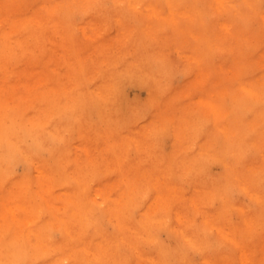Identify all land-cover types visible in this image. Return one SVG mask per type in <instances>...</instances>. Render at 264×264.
<instances>
[{
    "label": "bare ground",
    "instance_id": "6f19581e",
    "mask_svg": "<svg viewBox=\"0 0 264 264\" xmlns=\"http://www.w3.org/2000/svg\"><path fill=\"white\" fill-rule=\"evenodd\" d=\"M112 1L104 9L103 0H30L27 13H0V21L18 26L13 34L0 27V264H197L190 254L198 250V264H227L235 258L227 246L240 250L243 264H256L250 240L254 229L264 226V83L256 86L237 76L234 86L243 94L228 90L230 111L223 97L219 102L208 90L201 93L213 119L206 142L183 127L182 109L172 104L183 90L174 97L164 83L183 57L193 59L197 77L208 64L189 51L192 31L206 54L226 52L217 31L229 30L235 20L227 38L245 35L244 24L238 23L249 17L254 0ZM76 8L90 13L93 29L84 34L85 42L70 36L58 44L56 33ZM100 13L110 15L120 29L114 43L101 32ZM40 49V59L34 60ZM12 55L21 67H10ZM10 68L17 79L5 76ZM82 74L90 88L79 85ZM116 81L148 90L146 102L130 105L128 119L115 106ZM159 93L167 105L158 104ZM26 96L36 105L34 113L17 107ZM93 106L97 121L90 113ZM148 111L152 123L170 118V126L163 127L173 135L169 154L157 145L146 147L155 140L154 132L139 127ZM247 111L252 117L245 120ZM52 142L57 145L51 147ZM248 144L257 147L258 157L244 162ZM43 150H50L49 157H40ZM18 156L38 171L37 181L10 177ZM205 156L223 166L213 180L202 174ZM184 177L189 189L182 185ZM235 188L238 200L230 191ZM245 197L251 203L243 202ZM231 210L238 212L239 222L232 220ZM106 222L113 224L112 232ZM239 227L245 229L244 240ZM53 228L61 232L58 240ZM163 232L168 243L160 239Z\"/></svg>",
    "mask_w": 264,
    "mask_h": 264
},
{
    "label": "rangeland",
    "instance_id": "374dc122",
    "mask_svg": "<svg viewBox=\"0 0 264 264\" xmlns=\"http://www.w3.org/2000/svg\"><path fill=\"white\" fill-rule=\"evenodd\" d=\"M35 0H32V2ZM81 2V1H79ZM246 2V0H245ZM28 3H31L30 0H3L2 7H0V13L8 12V13H14L21 11L20 13H27V11H31V7H28ZM83 5V4H79ZM113 5L112 0H103L102 8H111ZM166 5H163V10ZM168 10V8H167ZM165 10L162 11V14L165 16H168L169 12ZM90 13L88 14L87 11L81 10V8L71 9L68 16H67V22H69L65 25H61L60 32H57V43L58 44H64L65 38L70 37L78 38L79 42L82 40L85 42L87 40V37H84V34L87 32H90L93 27V23L90 26L89 18ZM110 15H107V13H100V15H97L99 27L101 29L102 33H105L108 38L114 43L115 38L114 35H117L120 33V29L118 31L117 26L114 24V20L112 18H109ZM130 25L135 27V25H138V23L135 21L134 18H132L129 21ZM135 23V25H134ZM244 24V28H246L245 32L246 34L243 35L238 33L237 35L227 38L229 33L235 30L237 25V20H235L232 24V26L229 28V30L223 29L217 31V36L221 37V40L226 42L225 46V53L217 52L216 50L210 51V54L205 53V44L200 41V38L198 37L195 32L192 31V36L187 37L189 38L191 47L189 48V51H197V54L200 58H205V61H208V64L205 66V69L203 72L199 73V76L197 77L196 71L194 70L196 67L195 62L193 59L191 60L190 57H183L182 58V64L178 66L175 70L172 72H169L167 75L164 76V83L165 88L168 93L176 92L178 93L180 90H183L179 95L180 98H176V102H172V104L178 105L182 110L181 112L185 116L186 124L185 129L189 131L190 134L195 135L198 138H201L204 142H206L207 137H210L211 128L213 131V119L212 115L210 113V110L208 106L201 102L200 97L201 93L203 91L208 90L209 96L212 98L219 99L223 97L222 102H225L227 105L226 111H230L229 108V101L230 98H226V93L231 88H236L235 85V78L239 76V78L247 79L249 82L254 83L256 86H260L264 83V35L260 36L261 31H264V0H254L253 2V9L250 12V15L247 19L243 20L242 23ZM0 27L7 29L8 31H11L13 34L15 30L18 28L16 24L13 22H7V21H0ZM138 27V26H137ZM210 35V32H209ZM211 36V35H210ZM199 39V40H198ZM89 45V43L87 44ZM187 48L183 50L182 53L187 52ZM228 49H231L228 51ZM205 50V51H204ZM239 53L236 57L232 55V51H236ZM44 51L43 49L39 50V54L32 56L34 60L40 59L41 52ZM207 52V51H206ZM22 57V54H20ZM10 67H21L22 63H19L18 59L15 56H11L10 58ZM227 65L224 69H221L222 66ZM230 65V66H228ZM232 65V66H231ZM238 66V67H237ZM10 68L11 71H8L5 73V76L10 75V80L17 79L18 77H12L13 71ZM215 69V70H214ZM31 75L34 73L33 68L31 70H28ZM4 74V69H0V76ZM29 74V75H30ZM217 74V75H216ZM116 89H115V106L117 108V111L122 117H126L128 119V113L130 105L132 104H142L146 102L148 98V90L145 86L132 82V81H125V82H115ZM79 85H86L88 88L91 87V84L89 83V79L87 76L83 75L79 78ZM128 87V88H127ZM263 88V87H262ZM127 89V90H126ZM189 90L190 92H187L186 90ZM238 94H243V90L240 91V89L236 88ZM186 93L189 96H186ZM175 93H173L172 96L175 97ZM163 94L159 93L156 96V99L159 100L158 104L164 106L166 104L165 98L163 99ZM166 96V94H165ZM188 101V103H183L185 101ZM124 103V104H123ZM12 104V103H10ZM171 104V103H170ZM167 105V104H166ZM36 105H33L32 97L26 96L23 99L19 100L18 108L21 113H26L25 110L31 111L34 113V108ZM23 108V109H22ZM90 113L94 121L98 120V114L97 109L95 106L90 108ZM150 111H148L147 117L143 120V122L139 125L141 129L145 132L155 133V140H150L146 147H152L157 145V147H160L163 154H169L173 149V135H171V132H166L164 128L169 127V120L163 119L162 121H159L156 119V123H152L155 118L153 116L149 115ZM245 120H248L252 117V112L247 111L245 113ZM211 115V116H210ZM164 127V128H163ZM251 136L252 134L248 132ZM220 136V135H219ZM213 137V136H212ZM252 137V136H251ZM69 142H73V136L69 135ZM218 141V140H217ZM216 142V139H215ZM223 142V139L220 137V143ZM82 140L79 141L78 146H81ZM158 143V144H157ZM216 144H219L216 142ZM57 145L55 142L51 143V147ZM161 145V146H160ZM221 145V144H219ZM252 145V144H248ZM244 151L246 153V156L244 157V162H249L254 160L258 157L257 153V147L254 145L249 146ZM82 147V146H81ZM252 147V148H251ZM71 150L73 148L71 147ZM250 150V151H249ZM254 152V153H253ZM50 150H43L40 152V157L46 158L49 157ZM212 160H211V159ZM23 162V163H22ZM220 162L213 156H205L203 159V167H202V174L207 179H215L217 176H219L223 170V166L219 164ZM199 165V164H197ZM11 173L10 177H23L28 176L34 181H37L38 179V171L31 167V165L18 156L11 165ZM264 179L263 176L260 175V179ZM184 178H181V180H184ZM180 180V181H181ZM264 184V180H262ZM182 185L189 189L190 184L187 179H185L182 182ZM231 194L235 197L233 199L238 200L240 198L239 191L235 188L230 190ZM237 192V193H236ZM235 193V194H234ZM213 197H211L208 201L209 204H211L214 208L217 207V204H213ZM216 199V197H214ZM251 200H248V197H245L243 199V202L245 203H251L248 202ZM36 202L38 204L41 203L40 199H37ZM97 202H100L99 199H97ZM94 202L96 205H99V203ZM145 206L144 202H142V206L135 208L136 211L133 210L134 216H137L139 213V210ZM255 206V205H254ZM231 217L233 221H238L240 215L237 211L231 210ZM239 222V221H238ZM107 223V222H106ZM106 229L108 231L113 230V224L107 223L105 225ZM245 228V226L243 225ZM54 229V230H53ZM51 231L53 234L54 239H59L61 236V232L57 230V228H53ZM246 229V228H245ZM242 227L238 228V235L240 240L245 239L246 233L243 232ZM255 232L251 236V240L254 246L251 249L253 252L254 262L256 264H264V251L260 249V242H261V234H264V226L260 224L255 229ZM55 234L57 232L56 235ZM2 234L4 232L0 230ZM244 234V235H243ZM250 235V234H249ZM160 239H163L167 241L168 243V237L166 233H160ZM229 253L235 255V258H233L231 261H229L227 264H243L241 260L238 258V254L240 250H237V248L228 247ZM257 249V250H256ZM199 251V252H198ZM192 252L190 254V257L193 258L194 263L201 262V253L200 250ZM143 262V261H141Z\"/></svg>",
    "mask_w": 264,
    "mask_h": 264
}]
</instances>
